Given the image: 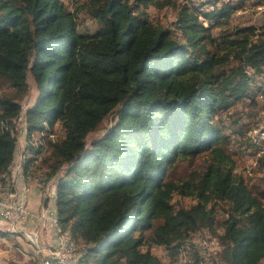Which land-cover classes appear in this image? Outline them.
I'll return each instance as SVG.
<instances>
[{
    "label": "trees",
    "instance_id": "obj_1",
    "mask_svg": "<svg viewBox=\"0 0 264 264\" xmlns=\"http://www.w3.org/2000/svg\"><path fill=\"white\" fill-rule=\"evenodd\" d=\"M245 1L199 8L85 0L95 29L83 33L63 0H0V79L20 94L29 76L34 83L27 137L57 123L63 132L43 157L38 146L36 167L47 182L56 179L53 207L82 249L81 264H162L153 248L177 261L201 230L217 237L223 264L264 261V177L255 182L264 156L254 164L263 170L248 176L234 158L256 129L245 131L234 116L239 105L257 103L264 80V26L232 23ZM150 6L174 7L175 20H153ZM21 110L15 96L0 95L3 181ZM198 159L201 169L173 177L177 164ZM175 195L195 202L175 206Z\"/></svg>",
    "mask_w": 264,
    "mask_h": 264
},
{
    "label": "rangeland",
    "instance_id": "obj_2",
    "mask_svg": "<svg viewBox=\"0 0 264 264\" xmlns=\"http://www.w3.org/2000/svg\"><path fill=\"white\" fill-rule=\"evenodd\" d=\"M68 7L70 8L71 11H75L77 13V21L79 23V31L83 33H88L92 32L95 29V25L93 20L89 18V16L85 13V10L82 9V4L85 2V0H63ZM174 2L176 5L182 6V5H188V2H191L192 4L196 6H202L199 8H209L210 5H201L209 0H171ZM187 1V2H186ZM150 17L153 20H156L160 22L161 24L165 26H169L171 22L175 20V15H176V9L171 6H165V7H156V6H150L147 9ZM202 11V10H200ZM203 23H206L204 20H202V17H199ZM232 23L234 24H244V25H255L256 27H262L264 26V0H246L244 2V7L242 9H237L233 13L232 17ZM205 25V24H204ZM209 25L208 23L205 25ZM216 30V29H215ZM214 30V32H216ZM257 86L261 87L260 93L257 95V103L255 105H252L248 102L244 103V105H239L238 106V112L236 111V115L234 116L235 120L239 118L240 123L245 126V131L250 129L251 126H255L256 128L254 131L248 132L249 138V146H244L243 150L241 153L238 155H235V160H236V165H237V170L239 172H242L244 175L248 176V174H252L253 172H260L261 168L258 167L257 165H254L256 163V160L260 158L259 156H264V80L261 78H258L257 81ZM0 95H9V96H15L17 100L20 102L22 106V110L17 115V121L16 123L12 122V126L15 131V135L17 136V139L19 140V146H18V141H17V146H16V154L14 157V162H13V167L15 164V169L19 166V164H22L20 159L22 157H25V160H32L33 158H37L35 155L36 150L38 149V146H42L43 153L42 157L45 155V150L47 148V142L48 140L55 139V138H60L63 135V132L58 125V123L54 126V128H50V131L47 133L43 132L44 135H41V133H34L32 134L31 138H28L27 140V128L25 125V111L26 109L32 105V103L35 100L36 97V90L34 87V83L31 79V77H28V89L20 94L16 90H13L11 87L8 86V84L5 82L4 79H0ZM243 107V108H241ZM237 110V109H236ZM241 112L244 115V117L241 118L240 115ZM250 116H248V115ZM232 117V121L234 120ZM228 124V123H227ZM26 129V131H25ZM99 131V130H98ZM94 132L90 135L89 138H94L98 137L100 135L99 132ZM52 133V137L51 136ZM227 133L230 135V140L234 138L233 135H231V131L228 130ZM46 134V136H45ZM45 136V137H42ZM41 137L43 138L42 140ZM41 142V143H40ZM234 150L235 149L234 145L232 146ZM24 150V151H23ZM236 152V151H235ZM24 155V156H23ZM39 161L41 159V155L38 157ZM37 162V164L39 163ZM26 164V162H25ZM42 165V164H41ZM32 167V169L29 170V173H26V181L28 184H37L40 185L41 179H44V173L46 170L43 168H40V166ZM196 168V169H201L202 168V160L198 159L194 163H181L177 164L176 167L173 170V177L174 178H179L183 177L186 175L190 169ZM25 176V175H24ZM264 176H262V173H259L257 177L255 178V182L259 183L262 181ZM17 181V186L22 187L25 185V177L23 178H16ZM46 187H51V196L52 200L55 201L56 197V179L52 180ZM44 191V190H43ZM175 206L177 205H182L185 207L190 206L193 204L195 201L190 198V197H179L177 195L174 196L173 201ZM54 202L52 203V209L54 210ZM0 230L4 232H9L10 236L8 237L9 239H3L0 237V249L4 250V248H14L15 246L20 247L18 241H23L24 245L26 246L27 250L22 249V253L16 250L15 252L11 253V255L7 256L5 260V264H33L34 262H37L38 260L33 257L36 252H35V246L33 243L30 242V240L26 237L23 236L22 233H19L18 231H12L10 229L9 224L5 222H0ZM46 234V232H44ZM43 233V235H44ZM200 233L204 234V238L207 237L210 240H217V237L213 235L210 231H204L201 230ZM43 235L40 238L43 241H46L43 239ZM196 234L194 236L196 240ZM20 236V238L18 237ZM18 238V239H17ZM191 238V237H190ZM191 240V239H190ZM187 245V244H185ZM13 250V249H12ZM152 253L157 255L161 260L162 264H186L187 259L189 255L191 256V253L189 255H185L182 253V260L180 261L179 259L176 261L172 260L171 258L167 255L166 251H164L161 248H153ZM37 256V254H36ZM38 257V256H37ZM173 257V255H172ZM34 258V259H31ZM194 259V257L192 256ZM26 260V261H25ZM28 260V261H27ZM264 264V261L262 262Z\"/></svg>",
    "mask_w": 264,
    "mask_h": 264
},
{
    "label": "built area",
    "instance_id": "obj_3",
    "mask_svg": "<svg viewBox=\"0 0 264 264\" xmlns=\"http://www.w3.org/2000/svg\"><path fill=\"white\" fill-rule=\"evenodd\" d=\"M17 141L19 146V140ZM40 185L37 186L40 206L33 210L29 204L31 186L25 177V189H18L14 164L12 180L3 181V177L0 178V222L9 224L12 231L22 233L34 244L41 264H73V259L80 253V249L70 248L66 239L57 238L53 231L51 187H44V182H40ZM44 232L54 234V241L41 240ZM186 244L190 249L196 250L195 258H207V264H223L219 259L221 249L206 240L200 231L196 240L188 239Z\"/></svg>",
    "mask_w": 264,
    "mask_h": 264
},
{
    "label": "bare ground",
    "instance_id": "obj_4",
    "mask_svg": "<svg viewBox=\"0 0 264 264\" xmlns=\"http://www.w3.org/2000/svg\"><path fill=\"white\" fill-rule=\"evenodd\" d=\"M26 130V129H25ZM41 135H44L43 132L41 133ZM32 135H30L29 137L31 138ZM33 137V136H32ZM41 140V139H40ZM28 141V137H27V140H26V143ZM41 143V142H40ZM24 156V155H23ZM21 163L22 164H19V166L15 169V173H16V178H23V177H26L25 175V162H27L25 160V157H22L20 159ZM13 162L14 160L12 161L10 167H9V173L8 175L6 176L5 180L4 181H11L12 180V170H13ZM25 175V176H24ZM54 180V179H52ZM50 180V181H52ZM50 181H46L45 178L40 182H44V187H46ZM18 187V186H17ZM18 189H25V185H23L22 187H19ZM52 215H53V231H55V233L57 234V238L58 239H66V244L70 247V248H79L80 249V253L77 254L75 256V258L73 259V264H81L80 263V259L82 257V249L81 247L79 246V244L72 238L71 234L69 233L68 230H65L63 229L60 225H59V222H58V218H57V215H56V212L55 210L52 209ZM204 231H208V230H204ZM201 232V231H200ZM199 232L195 233L194 235L191 236V240H195L194 236L196 234H198ZM189 239V240H190ZM206 240L210 241V243H214L216 245V248H219L220 249V245H219V242L218 241H215V240H210L208 239L207 237H205ZM182 253L184 254L183 256L185 255H189L191 253V256L189 255L188 259H187V262L186 264H207V258H195L196 257V250H193V249H190V246L186 245L185 247H183V249L180 251V255L178 257V259L181 261L182 260ZM37 256H38V253H36ZM192 256L194 257V259L192 258ZM192 258V259H190Z\"/></svg>",
    "mask_w": 264,
    "mask_h": 264
},
{
    "label": "crops",
    "instance_id": "obj_5",
    "mask_svg": "<svg viewBox=\"0 0 264 264\" xmlns=\"http://www.w3.org/2000/svg\"><path fill=\"white\" fill-rule=\"evenodd\" d=\"M26 131V130H25ZM26 135V134H25ZM29 138V137H28ZM39 156H37V161L35 160V158H33L32 160L30 159V160H27V162L28 163H30L31 165L27 168V165H25V175H26V173H29V170L30 169H32V167H34V166H36V164H37V162L39 161V158H38ZM27 162H26V164H27ZM51 182V181H50ZM49 182V183H50ZM48 183V184H49ZM48 184H46V185H48ZM30 186H31V200H30V202H29V204H30V207L33 209V210H36V209H38L39 208V206H40V198H39V196L37 195V184H29ZM55 200V199H54ZM54 202V201H53ZM10 236V234L9 235H7V236H0V237H2L3 239H9L8 237ZM56 236H57V234H56ZM19 238H20V236H18ZM54 234H52L51 232H46V234L44 233V235H43V239H45V240H48V241H51V242H53L54 241ZM18 239V238H17ZM18 243H19V245H20V247H23L22 249H24V250H27V248H26V246L24 245V243H23V241H18ZM13 249V250H12ZM22 249L21 248H19V246L17 247V246H15L14 248H4V250H2V249H0V264H5L6 262H5V260L7 259L6 257L7 256H9V255H11V253H13V251L15 252L16 250H18L19 252H21L22 253ZM33 257H35L38 261L37 262H34L33 264H41V261H40V259L36 256V254L33 256ZM31 259H34V258H31ZM26 261V260H25ZM28 261V260H27Z\"/></svg>",
    "mask_w": 264,
    "mask_h": 264
}]
</instances>
